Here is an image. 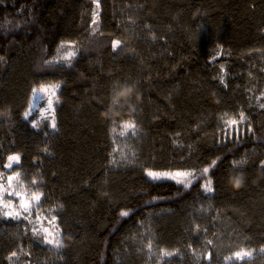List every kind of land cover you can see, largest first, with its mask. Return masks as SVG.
<instances>
[{"label":"trees","instance_id":"obj_1","mask_svg":"<svg viewBox=\"0 0 264 264\" xmlns=\"http://www.w3.org/2000/svg\"><path fill=\"white\" fill-rule=\"evenodd\" d=\"M13 155L61 240L0 215V264H264V0H0Z\"/></svg>","mask_w":264,"mask_h":264},{"label":"rangeland","instance_id":"obj_2","mask_svg":"<svg viewBox=\"0 0 264 264\" xmlns=\"http://www.w3.org/2000/svg\"><path fill=\"white\" fill-rule=\"evenodd\" d=\"M96 3L98 4V1H96ZM41 89H45V91H41ZM57 91L58 87L54 85L43 86L37 89L33 97L30 113L36 112L40 119L47 118L53 122L57 102ZM19 162L20 157L18 162H10L8 160L5 167L0 169V215L23 219L29 224L33 231H43L48 241L52 243H57V241L60 242L61 230L55 210L47 209L42 206V192L39 185H36V183H33L31 180L23 178L19 171H14V165ZM10 163L11 167H9ZM150 172L162 174L161 176L165 175L163 172ZM177 173L187 172L177 171L167 173V175L171 177L175 176V178L180 180H187V176H176ZM34 195L39 196V200H35L33 198ZM25 208H27V210H25ZM245 253L249 255H244L242 258L252 255L249 252ZM170 255L171 254L167 252L165 257H169ZM234 258L241 259L237 256Z\"/></svg>","mask_w":264,"mask_h":264},{"label":"snow or ice","instance_id":"obj_3","mask_svg":"<svg viewBox=\"0 0 264 264\" xmlns=\"http://www.w3.org/2000/svg\"><path fill=\"white\" fill-rule=\"evenodd\" d=\"M93 22L95 23V20H94ZM119 43H120L119 41H114V42H113V47L115 48L116 46L119 45ZM41 91H45V89H41ZM127 91H131V90L128 89V90H126V92H127ZM33 92L35 93L36 90L34 89ZM126 92H125V93H121V95H125ZM25 115L27 116L28 114L26 113ZM106 115H107V114H106ZM241 119H243V114H241ZM230 123H231V124H235L236 121H235V120H232V121H230ZM52 127L55 128V120H54V117H53ZM125 127H128V128H134L135 125H134V124H128V125H125ZM8 159H9L10 162H11V161H16V162L19 161V157H18V156H10ZM9 167H11V163L9 164ZM207 172H208V169H207V168L204 169V173H207ZM148 175L151 176V177H153L154 179H158V178H160V176H161L162 174L149 172ZM180 175H183V176H189V175H191V174H190V173H177V174H176V176H180ZM172 178L175 179V176H173ZM10 179H11V178H10ZM178 182H180V183H184V181H178ZM239 183H240V181H239V179L237 178V179H236V184H237V186H239ZM210 185H211V181H209L208 185H206V190H208V191H211V190H212ZM186 186H187V185H186ZM33 198H34L35 200H39V196H35V195H34ZM25 210H27V208H25ZM122 215L126 216V215H128V213H127V212H124V213H122ZM49 242H51V241H49ZM57 246H59V242H58V241H57ZM149 247H150V246H149ZM166 254H167V253H166ZM13 255H15V253H13ZM244 255H249V254H248V253H236V256H237L238 258H242Z\"/></svg>","mask_w":264,"mask_h":264}]
</instances>
